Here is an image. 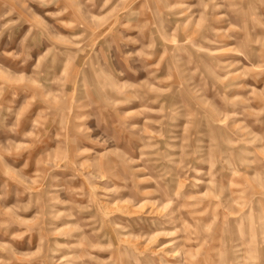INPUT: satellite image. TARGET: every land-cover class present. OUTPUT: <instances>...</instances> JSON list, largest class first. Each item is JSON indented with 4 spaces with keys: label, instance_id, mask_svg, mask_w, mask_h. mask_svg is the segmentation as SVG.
<instances>
[{
    "label": "rangeland",
    "instance_id": "obj_1",
    "mask_svg": "<svg viewBox=\"0 0 264 264\" xmlns=\"http://www.w3.org/2000/svg\"><path fill=\"white\" fill-rule=\"evenodd\" d=\"M0 264H264V0H0Z\"/></svg>",
    "mask_w": 264,
    "mask_h": 264
}]
</instances>
